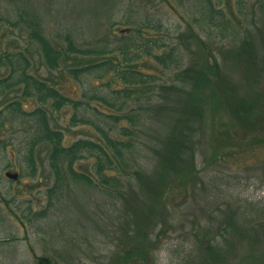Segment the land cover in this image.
<instances>
[{
    "label": "rangeland",
    "instance_id": "374dc122",
    "mask_svg": "<svg viewBox=\"0 0 264 264\" xmlns=\"http://www.w3.org/2000/svg\"><path fill=\"white\" fill-rule=\"evenodd\" d=\"M214 1L231 16L232 26L240 32L238 37L234 35L236 40L223 37L222 32L210 38L198 28L193 17L200 16V4L205 0H28L26 4L39 12L45 34L58 52L63 49L61 37L66 29L76 38L81 37L83 45L114 47L117 42H124L122 36L130 30L133 31L131 40L137 28L135 24L146 19L151 24L163 23L174 36L178 34V28L185 32L188 23L192 24L209 44L202 47L192 43L194 61L197 49L201 50V58L215 55L221 64L222 76L235 84L237 93L241 96L251 94L256 98L264 94V72H244L243 64L235 65L232 54L234 47L243 41L264 40V0H243L244 7H241L240 0ZM22 3L23 0H0V264H38V258H47L52 264H143L142 254L151 252L142 234L133 232L146 223L153 227L149 242L160 244L155 250L156 264H186L191 255L193 264H209L208 258H201L197 251L198 247H203V242L204 245L222 248L224 258L219 259L218 264H264V220L254 222L252 229L248 226V230L240 231L243 235L226 234L221 229L223 212L220 210L225 208V201L237 200H248L264 207V146L252 149L253 146L248 145L252 136L264 133V121L250 127L252 134L238 129V143L232 155L215 159L217 151L208 138L211 113L217 109L213 101L208 102L205 108L203 135L197 137L202 143L195 155L190 153L196 164V173H199L196 179L178 175L176 169L169 172L168 166L167 172L161 168L162 156L157 153L164 151L165 156L168 142L173 138L174 124L168 120V115L152 123L149 137L142 139L146 157L141 158L142 172L155 178L163 170L162 174L166 176L161 182L164 184L160 182L158 186L162 190H176L174 195L180 193L179 204L167 205L166 202L162 206L156 205L153 217L146 218L152 205L151 198L140 206L128 196L112 204L111 201L105 202V198L103 200L94 190L78 185H71L70 194L67 191L54 197L51 203V189L57 179L49 147L41 145L36 149V177L31 176L27 162L28 143L23 120H28L26 115L39 106L34 98H21L23 87L3 88L11 82L10 65L3 59L24 55L31 64L30 74L76 100H86L84 92L91 96L94 90L98 91L101 80L94 71L85 75L82 82L73 80L66 73L69 67L87 65L90 58L74 57L65 62L63 69H47L40 46L30 38L31 30L17 22L15 5ZM124 19L134 25L110 26ZM145 32L161 36L153 28ZM188 54L189 51L186 52ZM259 55L264 58L261 49ZM186 61H191L189 56ZM259 61L260 57L256 63ZM175 74V71L169 72L168 79ZM17 98L23 101L21 110L25 115L15 119L14 115H17L7 109ZM81 113V116H86L85 112ZM72 115V108L49 113L51 127L69 128ZM87 117L92 119L94 116L90 113ZM88 130V127L71 129L66 133L67 138L72 141ZM4 142L8 144L5 148L1 146ZM6 172L19 173V181L8 179ZM204 189L212 194L219 190V200L216 201L212 194L206 202L203 198H196ZM203 209L207 211L205 215ZM197 219L207 236L203 234L202 241L192 243L189 234L194 235L201 229L197 228ZM129 252L133 255L128 260Z\"/></svg>",
    "mask_w": 264,
    "mask_h": 264
},
{
    "label": "trees",
    "instance_id": "16d2710c",
    "mask_svg": "<svg viewBox=\"0 0 264 264\" xmlns=\"http://www.w3.org/2000/svg\"><path fill=\"white\" fill-rule=\"evenodd\" d=\"M26 1L28 0L15 5L17 22L31 30L30 38L40 46L47 69H63L65 62L73 60L74 57L90 58V62L86 61L87 65L79 68L68 66L66 73L73 80L82 82L85 75L94 71L101 80L98 91L94 90L91 96L84 92L83 98L86 100H76L30 74L31 64L24 55H11L3 59L11 68V82L3 88L23 87L21 98H34L39 106L26 115L28 120H23L26 123L28 143L27 162L31 176L36 177V149L41 145L49 147L50 161L57 179L51 189L52 204L54 197L67 191L70 194V186L78 185L94 190L103 200L105 198V202L111 201L112 204L116 200L129 197L140 206L147 203V198H151L152 205L146 218H152L156 205L162 206L166 202L167 205H177L180 198V193L174 195L176 190H162L158 186L166 176L162 174L163 170L155 178L142 172L144 166L141 158H146L142 139L149 137L148 131L152 123L160 118L163 120V116L168 115V120L174 124L172 135L175 140H169L167 154L164 156V151L157 153L162 156L161 168L166 171L168 166L169 172L176 169V174L196 179L199 173H196V164L190 153L195 155L197 147L202 143L197 137L203 135L201 131L205 126V108L208 102L213 101L217 108L211 113V133L208 137L217 151L215 159L222 155H232V150L238 143V129L252 134L250 127L264 121V94L257 95L256 98L251 94L239 95L235 84L222 76L221 64L215 55L208 56V59L207 56L201 58V50L197 49V58L194 61L192 43L203 47L208 42L204 41L192 24L188 23L185 32L178 28V34L174 36L171 29L166 28L163 23L151 24L146 19L135 24L137 28L131 40L133 31L130 30L126 36H122L124 42H117L114 47L83 45L81 37L76 38L66 29L61 37L63 49L58 52L45 34L39 12L32 10ZM239 3L241 7L245 6L243 0ZM200 5L201 14L193 19L204 34L212 38L222 32L223 37L236 40L240 32L232 26L231 16L225 9L218 7L214 0H205ZM130 23L124 19L113 22L110 26L132 25ZM150 28L161 36L147 34L145 30ZM260 49L264 52V40L243 41L234 47L233 62L237 66L243 64L244 72H264V58L261 59L259 55ZM188 51L189 54L186 55ZM209 53L213 54L211 51ZM187 56L190 57V62L186 61ZM259 57L260 61L256 63ZM187 64L189 65L186 66ZM172 71L176 74L168 79L167 74ZM21 98L11 102L7 109L17 115H14L15 119L25 115L21 110ZM66 108L73 110L69 128H52L49 113H57ZM82 111L86 116L80 115ZM90 113L94 116L92 119L87 117ZM81 127H88L89 130L82 137L69 141L66 133ZM260 133L252 136V142H248V145L253 146L252 149L263 148L264 133ZM1 146L5 148L8 144L4 142ZM238 154L240 155L239 152ZM161 183L164 184V181ZM209 194L212 192L204 189L196 198H203L206 202ZM219 194V190L212 194L216 201L219 200ZM224 206L225 208H220L223 212L221 229L226 234L232 232L243 235L240 231L248 230V226L252 229L254 222L261 223L264 220V207H258L248 200L225 201ZM202 212L204 215L207 213L205 209ZM197 222V228L201 229L194 235L189 234L192 243L202 241L201 235H206L201 221L197 219ZM152 228L146 223L133 232L142 234L151 252L141 253L143 264H156L155 250L160 244L149 242ZM202 246L197 251L201 258H208L209 264H218L217 261L224 258V252L219 245L208 246L203 242ZM132 255L129 252L126 256L128 260ZM192 259L191 255L186 264H193ZM38 264L52 263L47 258H38Z\"/></svg>",
    "mask_w": 264,
    "mask_h": 264
},
{
    "label": "flooded vegetation",
    "instance_id": "af4514ba",
    "mask_svg": "<svg viewBox=\"0 0 264 264\" xmlns=\"http://www.w3.org/2000/svg\"><path fill=\"white\" fill-rule=\"evenodd\" d=\"M17 174L18 175V177L17 178H10V177H8V174ZM5 176L8 178V179H11V180H13L14 182H17V181H19V179H20V174L19 173H12V172H6L5 173Z\"/></svg>",
    "mask_w": 264,
    "mask_h": 264
},
{
    "label": "water",
    "instance_id": "95a60500",
    "mask_svg": "<svg viewBox=\"0 0 264 264\" xmlns=\"http://www.w3.org/2000/svg\"><path fill=\"white\" fill-rule=\"evenodd\" d=\"M8 177H10V178H17L18 177V175L17 174H8Z\"/></svg>",
    "mask_w": 264,
    "mask_h": 264
}]
</instances>
